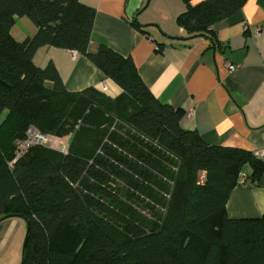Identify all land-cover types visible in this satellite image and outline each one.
I'll list each match as a JSON object with an SVG mask.
<instances>
[{"label":"trees","instance_id":"trees-1","mask_svg":"<svg viewBox=\"0 0 264 264\" xmlns=\"http://www.w3.org/2000/svg\"><path fill=\"white\" fill-rule=\"evenodd\" d=\"M184 2L178 25L215 45L214 25L247 0ZM95 16L80 0H0V219L28 224L23 264H264V216L226 209L245 168L257 184L264 162L184 130V111L161 104L130 57L91 48ZM18 18L33 37L12 36ZM45 46L84 56L122 94L69 92L52 63L35 65ZM29 129L59 147L17 158Z\"/></svg>","mask_w":264,"mask_h":264},{"label":"crops","instance_id":"crops-1","mask_svg":"<svg viewBox=\"0 0 264 264\" xmlns=\"http://www.w3.org/2000/svg\"><path fill=\"white\" fill-rule=\"evenodd\" d=\"M80 1L96 11L91 48L104 43L130 57L158 101L184 111V130L196 131L211 146L250 151L264 162V0H247L235 15L215 24V45L178 25L184 0ZM36 32L27 18H18L11 30L20 42ZM34 63L40 68L52 63L69 92L96 87L113 99L122 94L77 52L45 46ZM247 175L228 199L231 219L264 216V171L257 184H249ZM26 235L23 219H0V264L22 263Z\"/></svg>","mask_w":264,"mask_h":264},{"label":"built area","instance_id":"built-area-1","mask_svg":"<svg viewBox=\"0 0 264 264\" xmlns=\"http://www.w3.org/2000/svg\"><path fill=\"white\" fill-rule=\"evenodd\" d=\"M229 68L231 70L233 69L232 66H229ZM50 142H51V138L49 136L42 135L36 129H29L27 132V140L19 144V153L17 158L21 157L31 146L34 145L48 146Z\"/></svg>","mask_w":264,"mask_h":264},{"label":"rangeland","instance_id":"rangeland-1","mask_svg":"<svg viewBox=\"0 0 264 264\" xmlns=\"http://www.w3.org/2000/svg\"><path fill=\"white\" fill-rule=\"evenodd\" d=\"M20 27H21L20 29H22V26H20ZM60 143H61L60 140H56V139H52V138H51V142L49 143L48 146H49V147L52 146V147H56V148H58L59 145H60ZM62 143H63V145H64V144H65V145L67 144V143H66V140H62Z\"/></svg>","mask_w":264,"mask_h":264},{"label":"water","instance_id":"water-1","mask_svg":"<svg viewBox=\"0 0 264 264\" xmlns=\"http://www.w3.org/2000/svg\"><path fill=\"white\" fill-rule=\"evenodd\" d=\"M5 219H8V218H4L3 220H5ZM28 231H29V226H28V224H27V235H26V239H25V242H24V246H23V253H24V250H25V248H26V244H27ZM23 263H24V261H23V259H22V263H21V264H23Z\"/></svg>","mask_w":264,"mask_h":264}]
</instances>
